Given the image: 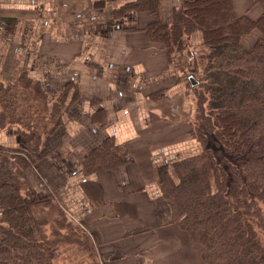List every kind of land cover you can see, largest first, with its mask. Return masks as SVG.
I'll use <instances>...</instances> for the list:
<instances>
[{"label":"crops","instance_id":"0c3cea01","mask_svg":"<svg viewBox=\"0 0 264 264\" xmlns=\"http://www.w3.org/2000/svg\"><path fill=\"white\" fill-rule=\"evenodd\" d=\"M187 1L156 0L152 8L149 0H0V83L20 86L19 99L30 97L24 108L39 111L35 121L1 128L0 145L17 146L18 127L41 134L32 154L37 174L88 235L84 247L75 238L67 249L87 259L94 253L96 264H205L157 180L159 167L200 147L188 81L207 48L199 30L183 50L146 35ZM229 1L235 16L255 19L263 9ZM257 35L243 36L242 45L250 48ZM107 141L113 162L84 173L85 156ZM26 176L32 193L48 194L31 168ZM61 242L52 250L57 262Z\"/></svg>","mask_w":264,"mask_h":264},{"label":"trees","instance_id":"16d2710c","mask_svg":"<svg viewBox=\"0 0 264 264\" xmlns=\"http://www.w3.org/2000/svg\"><path fill=\"white\" fill-rule=\"evenodd\" d=\"M252 1L263 8L255 19L235 16L229 0H190L174 10L170 22L156 19L146 28L148 38L169 51L183 50L185 37L195 30L201 31L207 48L201 76L191 78L198 120L191 133L201 149L159 167L157 180L205 264H264V0ZM155 2L149 0L152 8ZM254 29L259 35L245 48L241 38ZM11 88L0 83V129L22 126L15 118L20 110ZM20 133H31L27 139L33 146L24 142L32 150L40 146L41 134L35 129L19 128ZM1 149L9 148L0 145L5 224L0 259L5 264H55L51 248L74 238L59 231L69 229L67 220L47 195L29 202L24 197L29 188L24 155L30 158L25 148L16 147L14 153ZM109 150L107 141L88 153L83 172L100 163L110 165ZM48 226L51 235L45 234ZM76 236L84 247L86 240Z\"/></svg>","mask_w":264,"mask_h":264},{"label":"rangeland","instance_id":"374dc122","mask_svg":"<svg viewBox=\"0 0 264 264\" xmlns=\"http://www.w3.org/2000/svg\"><path fill=\"white\" fill-rule=\"evenodd\" d=\"M189 54H191V51H189L188 52ZM190 56V55H189ZM190 59H191V56H190ZM194 66H195V63L193 64ZM204 66H205V64H204ZM203 69H204V67H202V69H201V71L200 72H196V73H193V74H191L190 75V78H189V80L192 78V77H195V79L196 78H199L200 76H201V74H202V71H203ZM194 79H191V81H188V86H189V88H190V92L192 93V96H193V101H194V105H195V117H194V122L196 121V123H198V120H197V118H196V114H197V99H196V96H195V93L193 92V86H191L192 84H193V81ZM12 86L14 87V86H16V88L14 87L13 89H11V90H9L8 92H12L13 94L15 93V95L14 96H16L17 98V101H15L16 103H18V106H16L17 107V110H19L20 109V114L18 113V115L15 117L16 119H19V120H22V122H26V121H29V120H32L33 119V116L36 118V119H38V116L35 114V113H37L38 114V110L37 109H35L34 107H31L30 109H26V108H24L25 106H26V103L25 104H23V101H27V102H29L30 101V97L29 96H27L26 95V97L24 98V100L22 101V99H19V93H18V91L19 90H21V88H20V86H17L16 84H12ZM29 97V98H28ZM21 107V108H20ZM21 109H23V111L21 112ZM21 118H19V117ZM23 118V119H22ZM34 120V119H33ZM35 121V120H34ZM6 125H8V124H6ZM5 125V126H6ZM194 127V126H193ZM192 127V128H193ZM19 128H21V127H18V130H19ZM22 129H25L24 127L22 128ZM36 132H38L37 130H36ZM17 134H18V132H17ZM30 134L31 133H24L23 135H21V133H20V135L18 134L17 135V139H18V145L17 146H14V147H9V146H4L5 148H9V149H7V150H4V149H1L2 150V152H4V153H14V151H12L13 149H15L16 147H21V148H25V150L27 151V153H28V155L30 156V158H28V156H26V155H24L25 156V159L27 160V162H28V166L24 169V175H25V177H26V180H27V185H28V189L26 190V191H24V197H25V195L27 196V192H31V195H30V199L29 198H27L26 200L29 202V201H31L33 198H34V196H36V194L35 193H32V187L30 186L31 184H30V182L28 181V179H27V176H26V172L28 171V169H32L33 171H34V173L38 176V172H37V168H36V165H35V161H34V159H33V153H35L36 151H38L39 150V147L37 148V149H35V150H32V148H30V147H32L33 146V142H32V140H28L27 138V136H30ZM195 139H196V137H194ZM28 140L29 141V146H26L25 145V142H24V140ZM197 140V139H196ZM198 141V140H197ZM198 143L200 144V142L198 141ZM210 144V143H209ZM201 149V145H200V147H199V149H198V151ZM194 152H192V153H189V154H193ZM36 181H37V184L36 185H38V183L42 186V187H44L45 189H47V191H48V194H47V196L48 197H50L51 198V201H52V203L55 205V207L60 211V214H61V216L62 217H65V219L67 220V223H68V227H69V229H65V228H62L61 230H59L60 231V233H62V234H73L72 236L74 237L73 239H77L78 237L76 236V235H78V234H81L82 236H80L79 237V239L81 240V238H83V239H85V240H87V233H86V228L85 227H83L81 224H79V221L75 218V217H73L70 213H66L57 203H56V201L54 200V194H53V189H52V186L51 185H49V184H51V183H49L48 184V182L46 181V179H42V177H39L38 176V179H35ZM58 211V212H59ZM51 213L52 214H54L55 212L54 211H51ZM5 224H4V222L3 221H1V213H0V234H1V239L4 237V233H3V231H2V228H3V226H4ZM47 225H49V224H47ZM55 225V224H54ZM78 227H80L82 230H80ZM45 231H46V233L45 234H47V235H51L50 234V232H51V230H50V228H49V226L47 227V228H45ZM71 236V235H70ZM1 239H0V241H1ZM84 241V240H83ZM62 246V249H63V251H64V258H62V259H60L58 262H57V259H56V257H55V264H96L97 262H96V259H95V257H94V253L92 254L93 255V257H92V255H91V257H90V255H88V253H86L84 250H83V253L85 252V254H87V256H88V259L87 258H84V257H82V256H80V253H79V249H78V251H75L74 252V250L71 252V251H69L67 248H72V246H66V244L67 243H65V242H63V243H60ZM56 246V245H55ZM53 248L54 247H52L51 249L53 250ZM93 252H94V249L92 250ZM68 252H71V253H68ZM63 256V255H62ZM87 262V263H86ZM0 263H3V264H5V261L4 260H1L0 259Z\"/></svg>","mask_w":264,"mask_h":264}]
</instances>
